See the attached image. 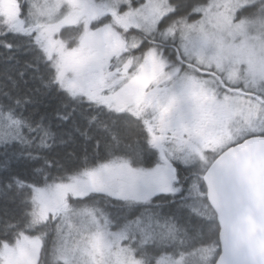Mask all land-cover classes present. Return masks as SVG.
<instances>
[{
  "label": "snow or ice",
  "instance_id": "obj_1",
  "mask_svg": "<svg viewBox=\"0 0 264 264\" xmlns=\"http://www.w3.org/2000/svg\"><path fill=\"white\" fill-rule=\"evenodd\" d=\"M0 264H264V0H0Z\"/></svg>",
  "mask_w": 264,
  "mask_h": 264
}]
</instances>
